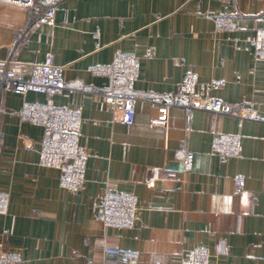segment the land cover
<instances>
[{
  "label": "crops",
  "instance_id": "obj_1",
  "mask_svg": "<svg viewBox=\"0 0 264 264\" xmlns=\"http://www.w3.org/2000/svg\"><path fill=\"white\" fill-rule=\"evenodd\" d=\"M217 15L231 16L236 28L216 31ZM258 29L264 0H64L53 25L0 5V59L42 63L52 53L65 66V85L77 89L0 92V192L9 194L0 252L17 253L14 264H103L102 247L111 245L137 251L140 264H180L185 251L204 246L216 264H264V122L180 106L166 117L154 102L177 96L193 73L210 96L264 117V62L248 42ZM117 51L141 65L131 125L115 119L99 94L127 92L125 81L89 70ZM48 99L81 114L86 160L76 192L60 186L58 169L38 163L47 131L17 116L23 102ZM219 134L241 137L239 156L211 150ZM187 150L190 172L182 169ZM106 187L136 196L133 226H103L97 207Z\"/></svg>",
  "mask_w": 264,
  "mask_h": 264
},
{
  "label": "built area",
  "instance_id": "obj_2",
  "mask_svg": "<svg viewBox=\"0 0 264 264\" xmlns=\"http://www.w3.org/2000/svg\"><path fill=\"white\" fill-rule=\"evenodd\" d=\"M64 0H0V5L21 8L30 15L31 20L40 24L53 25L57 6ZM216 31H232L236 22L231 16L217 15L213 19ZM248 42L255 60L264 62V30L258 29ZM140 61L132 53L117 51L112 61L89 67L95 75H108L123 79L129 91L107 89L100 92L103 101L112 107L115 119L131 125L135 118V100L138 95L132 92L133 85L140 72ZM65 66L55 61L48 53L42 63L23 62L11 58L0 59V92L34 91L47 96L61 95L65 90L77 91L67 87L63 79ZM209 85L197 80L193 73L185 74L181 91L177 96L157 97L155 103L162 106L165 116L172 106H180L187 113L202 110L231 115L240 120L264 122L257 110L243 105H231L226 101L208 94ZM80 91L95 92L86 87ZM21 121L42 126L46 131L40 141L38 163L43 167H52L60 171L59 184L71 191H78L84 181L86 153L80 145L82 118L76 108L58 107L51 100L44 102L25 101L17 111ZM167 130V129H166ZM165 130V131H166ZM211 150L221 158L237 157L242 151L239 135L219 134L211 141ZM193 151L184 153L182 169L190 172L193 168ZM243 179H234L235 193L241 189ZM9 207V194L0 192V214H6ZM138 210L137 198L127 192L113 191L106 187L97 207V215L104 227H131L135 223ZM19 259L17 253L0 252V264H14ZM103 264H140V255L135 250L103 245ZM180 264H216L207 247L194 246L185 251Z\"/></svg>",
  "mask_w": 264,
  "mask_h": 264
}]
</instances>
